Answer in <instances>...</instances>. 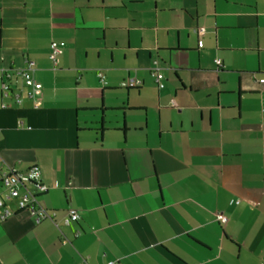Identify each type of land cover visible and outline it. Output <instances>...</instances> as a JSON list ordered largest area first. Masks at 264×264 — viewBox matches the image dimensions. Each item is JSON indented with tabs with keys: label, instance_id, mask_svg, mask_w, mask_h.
Instances as JSON below:
<instances>
[{
	"label": "crops",
	"instance_id": "crops-1",
	"mask_svg": "<svg viewBox=\"0 0 264 264\" xmlns=\"http://www.w3.org/2000/svg\"><path fill=\"white\" fill-rule=\"evenodd\" d=\"M2 73L0 165L58 226L11 201L0 264H264V0H0Z\"/></svg>",
	"mask_w": 264,
	"mask_h": 264
},
{
	"label": "built area",
	"instance_id": "built-area-1",
	"mask_svg": "<svg viewBox=\"0 0 264 264\" xmlns=\"http://www.w3.org/2000/svg\"><path fill=\"white\" fill-rule=\"evenodd\" d=\"M204 33V29L200 30V34ZM203 43L200 42L199 46H202ZM62 52V49L58 42L50 43V54L49 57L52 60L53 64H57V57ZM217 63L220 64V60H217ZM34 63L28 61L25 68L18 71L22 76L24 84L26 86H32L34 83L33 72H34ZM5 73V72H3ZM1 74V78L10 76L8 74ZM152 75L155 77L157 82L160 81L159 68L153 67L151 69ZM101 82H104L105 75L101 72H98ZM260 81L264 82V79ZM141 84L140 80L135 78H130L128 80L122 81V87H138ZM159 86L162 87L163 84L159 83ZM1 89L5 96H8L11 90L10 85L6 81H2ZM16 101L20 102L18 95H16ZM6 107L7 105H3ZM1 160V156H0ZM0 188L5 190V196L0 198V219L4 220L14 213V210L10 206L11 201H15L19 209L28 211L33 217L35 223H40L46 219L54 221L58 226L57 221L55 220L56 212L45 208L39 201V195L46 192L48 187L42 181V172L41 168L38 165H32L27 170L21 171L17 170L12 166H2L0 165ZM80 218V213L77 209L69 208L65 215L63 216V224L70 225L73 222L78 221ZM217 219L221 223L227 222V216L218 213ZM109 264H115V262H110Z\"/></svg>",
	"mask_w": 264,
	"mask_h": 264
}]
</instances>
